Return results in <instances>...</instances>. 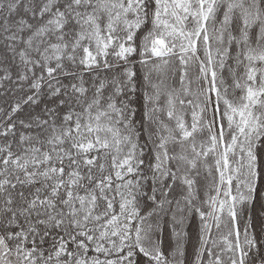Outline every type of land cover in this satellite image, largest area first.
<instances>
[{
	"label": "snow or ice",
	"instance_id": "1",
	"mask_svg": "<svg viewBox=\"0 0 264 264\" xmlns=\"http://www.w3.org/2000/svg\"><path fill=\"white\" fill-rule=\"evenodd\" d=\"M0 264H264V0H0Z\"/></svg>",
	"mask_w": 264,
	"mask_h": 264
}]
</instances>
